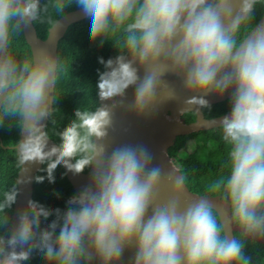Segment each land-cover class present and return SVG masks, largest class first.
Wrapping results in <instances>:
<instances>
[{"label":"clouds","instance_id":"9594fccd","mask_svg":"<svg viewBox=\"0 0 264 264\" xmlns=\"http://www.w3.org/2000/svg\"><path fill=\"white\" fill-rule=\"evenodd\" d=\"M257 4L264 0H46L43 6L41 0H0V123L7 119L24 129L15 149L19 172L46 164L54 183L61 165L74 174L95 165L89 186L67 201L63 213L55 210L57 218L35 242L31 226L28 235H17L10 217L21 180L0 189V264H28L33 246L50 264L91 258L116 264L129 244L136 249L133 264H251L241 237H264V25H253L243 38L238 34L241 24L252 22ZM49 7L59 20L46 14ZM28 22L49 30L67 26L89 43L111 40L119 53L100 58L105 70L98 72V104L77 108L52 146L47 128L54 117L47 109L56 90L53 58L12 50ZM145 66L149 71L140 79L138 67ZM164 71L182 78L195 94L187 103L200 108L209 107L207 93L222 96L232 89L219 127L230 169L212 190L228 204L235 236L224 234L206 197L180 211L183 177L150 167L145 148L123 146L106 155L103 141L119 98L135 85L131 108L142 115L153 106ZM45 119L48 124L41 123ZM161 186L170 199L157 207ZM30 207L37 218L52 215L35 202Z\"/></svg>","mask_w":264,"mask_h":264},{"label":"trees","instance_id":"16d2710c","mask_svg":"<svg viewBox=\"0 0 264 264\" xmlns=\"http://www.w3.org/2000/svg\"><path fill=\"white\" fill-rule=\"evenodd\" d=\"M46 0H41L43 6ZM47 15L53 18L58 16L57 11L49 7ZM264 15V4H257L252 15V22L241 24L238 36L243 38L248 29L256 25ZM59 19V17H57ZM33 23L35 34L40 40H45L48 35V28L45 24ZM12 50L18 55H32L27 45L23 31L16 37L12 43ZM118 50L113 42L101 39L91 43L83 41L69 28L57 44V69H56V90L52 113L54 122L48 124L49 138L56 144L60 142L58 132L63 131L74 116V112L79 107L94 108L98 104L96 97V82L98 72L104 71V65L100 58L105 61L109 58L115 59ZM230 110V99L224 102L209 105L208 108H202V113L206 119L218 117L228 113ZM181 119L184 123H191L195 120V114L186 112L182 114ZM21 128H18L14 121L7 119L0 123V189L10 186L17 179L19 169L16 165L15 147L20 139ZM229 146L221 139V129L219 127L210 130L193 132L185 136H178L174 144L168 150V155L178 163L183 181L188 190L201 196H220V193L213 191V185L220 179L227 176L230 169ZM192 162L196 165L197 171L192 174L187 165ZM47 165L42 167L34 176L32 186V200L39 206L46 208L52 213L46 219L37 218L36 210L28 204L25 211V221L27 227L31 226V236L33 241L37 239L42 230L48 228V225L55 220V210L59 209L61 213L68 207L67 201L74 195H77L68 182L62 166L55 171V182L47 179ZM89 169V168H88ZM86 169L82 173L88 171ZM37 176H44V181L37 182ZM221 197V196H220ZM13 206L10 210L12 221ZM35 221V223H31ZM59 228L56 230L58 234ZM237 232L234 233V236ZM241 239L244 242L245 254L251 258V264H264V244H259L248 238ZM28 264H50L46 262L43 253L37 251L35 246L31 249V256Z\"/></svg>","mask_w":264,"mask_h":264},{"label":"water","instance_id":"95a60500","mask_svg":"<svg viewBox=\"0 0 264 264\" xmlns=\"http://www.w3.org/2000/svg\"><path fill=\"white\" fill-rule=\"evenodd\" d=\"M238 6V4L233 5L234 16L237 14L236 10ZM256 25H264V15ZM67 29V26L52 30L48 29V35L45 40H40L37 37L32 22L26 23L22 31L24 39L31 50V54L34 53L35 55H39L42 51L49 53L53 58L54 67L57 69V44L64 36ZM148 71L149 69L146 66L138 67V77L143 79ZM156 88L153 106L139 116H137L131 108L135 85H130L125 90L124 96L119 98L122 102L118 103L113 109L112 126L108 129V135L103 141L106 146V155L110 154L113 149L119 147L141 146L145 148L152 157L150 167H160L165 174L171 173L173 175H178L179 173L181 174V172L174 167L171 157L168 155V150L174 144V140L178 136H185L193 132L220 127L222 118L228 115L229 112L218 117L206 119L202 113V108L198 105L187 103L191 96L195 94L188 93L184 88L182 78L170 71H164L159 76ZM169 92L172 93L171 96L168 95ZM231 95L232 89L229 88L222 96H218L214 94V92H209L204 98L208 101L209 105H214L230 99ZM53 100L54 93L53 98L50 100L49 108L47 109L50 112L52 111ZM104 103L110 104L111 101H106ZM186 112L195 114V120L193 122L184 123L179 120L182 114ZM47 122L46 119L41 121V123L44 124H47ZM23 132L24 129L21 128L20 139H22ZM48 144L52 146L56 143L49 138ZM61 166L68 182L76 194H79L89 186L95 165L90 167L86 173L81 172L78 174H74L63 165ZM41 167L42 164L39 163L30 167L25 165L27 170L18 172L17 178L21 180V183L17 185L18 194L12 213V223L17 235H28L25 211L32 200L34 176ZM200 197H206L210 200L221 222L224 234L228 237L234 236L237 229L235 226L231 225L228 204L223 201L220 196H201L194 194L188 190L183 181V189L178 199V209L180 211L184 210L189 204L195 202V200ZM169 199L170 194L168 190L161 186L157 196L156 206L158 207L161 203H167ZM152 211L153 209L150 207L146 214V218L152 215ZM248 239L259 244H264V237L260 239L249 237ZM135 251L136 249L133 244L125 246L116 264H133ZM86 264H100V262L96 258H91L87 260Z\"/></svg>","mask_w":264,"mask_h":264},{"label":"rangeland","instance_id":"374dc122","mask_svg":"<svg viewBox=\"0 0 264 264\" xmlns=\"http://www.w3.org/2000/svg\"><path fill=\"white\" fill-rule=\"evenodd\" d=\"M179 120L182 121L181 117L179 118ZM171 161H172L174 167H175L176 169L180 170L181 166H180L177 162L175 163L174 160H173V158H171ZM187 168H188V170H189L192 174H195L196 171H197V167H196V165H195L194 163H192V162H189V163H188Z\"/></svg>","mask_w":264,"mask_h":264}]
</instances>
